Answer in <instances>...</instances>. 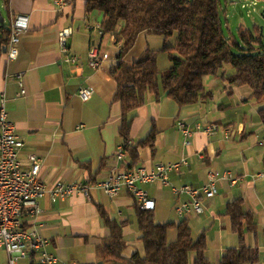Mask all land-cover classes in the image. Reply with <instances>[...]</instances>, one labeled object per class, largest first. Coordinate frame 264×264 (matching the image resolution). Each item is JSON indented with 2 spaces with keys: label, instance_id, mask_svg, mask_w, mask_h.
<instances>
[{
  "label": "crops",
  "instance_id": "1",
  "mask_svg": "<svg viewBox=\"0 0 264 264\" xmlns=\"http://www.w3.org/2000/svg\"><path fill=\"white\" fill-rule=\"evenodd\" d=\"M85 4L86 0H72L71 5L57 12L52 0H0V94L6 95L8 119L24 143L20 162L28 168L29 156H36L41 162L40 179L49 189L57 182L94 183L89 184L90 201L75 194L53 203L46 196L40 201L41 213L23 219L25 229L35 230L48 241L47 251L58 258L59 264H103L96 250L110 237V230L99 208L109 219L127 223L123 228V256L143 254L137 241L140 233L135 200L126 191L110 199L96 187L111 174L126 171L129 159L124 153L123 162L116 160L123 142L121 109L114 102L116 85L111 76L118 46L112 35L99 34L96 25H100L102 16L98 12L86 13ZM17 15L28 16L29 26L21 38L17 59L7 62L9 24ZM65 30L70 31L66 40L78 57L76 65L61 61L58 35ZM161 38L140 34L125 61H136L147 48L159 51L158 44L164 42ZM174 39L175 35L170 38ZM91 49L98 52L97 69L88 63ZM158 66L160 70L169 67L167 56L159 54ZM224 72L227 77L234 74L229 66ZM18 73L25 75V97H18ZM203 84L211 98L191 106L179 108L163 96L158 101L147 97L145 105L135 112L128 135L131 145L136 146L155 130V150L138 148V164L133 169L188 162L180 172L169 175L170 187H140L155 203L151 214L156 224L185 221L193 238L205 234L210 264H219L226 249L237 247L225 208L242 198L245 211L258 228L256 234L245 236V243L259 249V264H264V179H254L264 173V123L258 119L261 105L251 99L248 86L228 88L222 79L213 76L205 77ZM83 88L92 91L85 103L78 97ZM178 122L191 126L217 124L220 130L214 136L197 133L186 147ZM209 171L217 175V195L203 200V215L178 218L175 205L186 201V197H175L170 188L200 189L207 183ZM225 172L232 173L238 183L231 185L224 180ZM167 238L174 241L176 230H170ZM7 260L6 252L0 251V264H7Z\"/></svg>",
  "mask_w": 264,
  "mask_h": 264
},
{
  "label": "trees",
  "instance_id": "2",
  "mask_svg": "<svg viewBox=\"0 0 264 264\" xmlns=\"http://www.w3.org/2000/svg\"><path fill=\"white\" fill-rule=\"evenodd\" d=\"M85 11L101 14L103 36L112 35L118 46L111 76L116 85L114 102L121 109L122 149L129 159L126 171L138 164V148L155 150V130L136 146L131 145L128 135L135 112L145 105L148 96L155 101L163 96L179 108L195 105L211 98L205 91L204 78L219 77L228 88L248 86L252 90L251 99L261 105L258 119L264 123V35L258 29L251 32L241 28V43L233 36L226 37L220 0H86ZM142 33L164 41L175 35V43L164 44L160 51L147 48L136 61L126 62L125 57ZM159 54L167 56L166 70L159 69ZM227 66L234 71L228 77L224 72ZM99 212L110 230V237L96 250L103 264H210L204 233L193 238L185 221L156 224L151 212L139 207L137 241L143 254L127 258L123 256V228L127 223L109 219L101 208ZM225 216L230 218L237 247L226 249L219 264H259V249L245 243V236L256 234L258 228L245 211L243 199L228 203ZM172 229L176 238L169 242L167 236Z\"/></svg>",
  "mask_w": 264,
  "mask_h": 264
},
{
  "label": "built area",
  "instance_id": "3",
  "mask_svg": "<svg viewBox=\"0 0 264 264\" xmlns=\"http://www.w3.org/2000/svg\"><path fill=\"white\" fill-rule=\"evenodd\" d=\"M190 2L191 0H186ZM259 1V0H250ZM57 12L63 11L72 0H52ZM29 17L25 15L14 16L9 24V36L6 44L7 62H13L19 55V47L22 36L27 32ZM100 35L101 26L96 25ZM70 31H62L58 35V41L62 54L63 63L76 65L78 57L73 54L67 44V36ZM89 66L97 69L100 65L98 52L91 49L89 52ZM24 73L15 75V81L19 88L18 97H25L27 90L25 87ZM92 96V91L88 88L80 89L78 97L82 102H88ZM81 128V127H80ZM186 147H190L189 140L197 133L207 136L216 135L220 127L217 124L188 125L183 122L177 123ZM24 147L23 141L16 134L14 125L8 119L7 98L4 93L0 94V251H5L8 260L7 264H59L58 258L47 251L48 241L39 235L35 230L24 228L25 217H36L41 213L40 201L49 196L53 203L65 200L75 194H80L88 201L91 200L88 183H61L57 182L49 189L40 179V160L31 155L28 158L29 167L25 168L19 159V154ZM201 157V156H200ZM202 158V157H201ZM116 160L123 162L124 151L118 149ZM188 166L186 160L175 164H159L153 169L136 168L130 171H122L111 174L106 181L96 184L105 195L113 199L121 191H126L137 203L138 207L145 212H152L155 209L154 201L140 187L144 184H157L163 187H170L168 177L171 173L180 172L181 168ZM224 180L231 185L238 183L232 173L225 172ZM254 179H264V173L254 176ZM175 197L185 196L186 201L177 203L174 211L178 218L187 215H203L205 212L203 200L213 199L217 193V175L214 171H209L207 183L200 189L190 186L182 188H170Z\"/></svg>",
  "mask_w": 264,
  "mask_h": 264
},
{
  "label": "rangeland",
  "instance_id": "4",
  "mask_svg": "<svg viewBox=\"0 0 264 264\" xmlns=\"http://www.w3.org/2000/svg\"><path fill=\"white\" fill-rule=\"evenodd\" d=\"M220 2L223 31L226 37L233 36L241 43L238 33L239 28L251 32H254L255 29L261 32L260 29L262 28V34L264 35V0L247 2L244 0H220ZM174 43L175 39L170 40L169 38L167 41L158 44V48L161 49L164 44L173 45ZM234 52L237 54V50ZM164 57H166V54H164Z\"/></svg>",
  "mask_w": 264,
  "mask_h": 264
},
{
  "label": "water",
  "instance_id": "5",
  "mask_svg": "<svg viewBox=\"0 0 264 264\" xmlns=\"http://www.w3.org/2000/svg\"><path fill=\"white\" fill-rule=\"evenodd\" d=\"M263 16H264V13H263ZM2 23L1 19H0V24ZM261 30V33H262V28L260 29Z\"/></svg>",
  "mask_w": 264,
  "mask_h": 264
}]
</instances>
